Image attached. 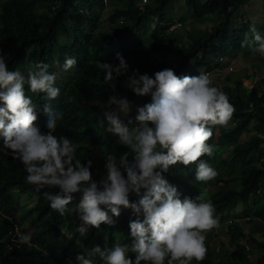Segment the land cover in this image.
<instances>
[{
	"label": "trees",
	"instance_id": "16d2710c",
	"mask_svg": "<svg viewBox=\"0 0 264 264\" xmlns=\"http://www.w3.org/2000/svg\"><path fill=\"white\" fill-rule=\"evenodd\" d=\"M107 1L114 5L106 15L109 21L106 29H99L98 18L84 8L90 2L102 6L104 0H0V54L5 55L9 70H16L19 61L24 59L32 63V68L37 63H47L49 72L56 73L59 68H63L67 57L76 58V67L67 70L70 72L69 79L56 80V86L60 88L57 99L48 101L44 93L36 94L28 89L26 94L37 105L39 118L36 126L42 132L47 131V117L43 112L45 103H51L58 111L64 113L63 120L57 122L55 135L67 136L72 140L76 145V156L82 163L87 159L93 160L91 171L97 181L105 175L104 171L100 170V165L110 150L114 149L118 158L128 149L118 144V137L107 133L99 123L107 104L92 105L90 110H86L84 99L91 97L108 100L110 96L116 94L119 97H126L130 102L138 99L137 106H143L150 95L137 96L124 85L127 76L134 70L138 69L140 74H149L152 71L171 68L181 77L196 76L218 58L242 51L244 36L234 34L225 37L223 31L230 21L232 12L247 2V0H184V5L190 9L191 17L196 23L208 18L213 11L220 8L222 2L228 5L220 22L211 28L205 38L202 39V36L190 38V42L186 44L179 34L180 29L165 33L166 23L171 22L165 12L170 0H146L147 3L142 5L140 0H105V4ZM152 18L153 28H149L148 23ZM120 23H126L127 26L124 28ZM163 23L165 24L161 27ZM64 25L70 40L60 43L59 31ZM142 29L149 30V36L143 37L142 48L113 49L112 45L116 40H126L134 32ZM171 51L176 54L175 66L166 67L156 60V54ZM116 53L122 54L125 58L129 71L113 82L114 92L104 83V72L97 67V62L118 65ZM129 53L133 54L131 60L127 59ZM225 81L226 85L221 89L227 93L236 109L232 117L233 125L219 128L217 135L213 127L214 134L208 143L216 146L214 157L206 155L202 157L217 169L219 175L214 179L216 184L213 181L209 182L213 188L206 189L210 186L208 183L204 185L197 182L195 164L185 168L178 163L171 166L163 175L170 184L178 188L181 199L184 197L194 199L199 190L206 189L215 205V215L220 223L225 222L223 212L229 208L231 202L239 199L248 204V198L251 196V203L248 204L251 216L246 217L254 220L255 226L261 230L264 222V96L256 97L259 83L247 89L238 79L230 81L226 78ZM250 101L253 107L247 110ZM135 108L132 109L133 116ZM251 120H256L254 130L255 133L261 132V137L250 136L245 142H238L237 135L247 128ZM2 144L3 138L0 137V147ZM26 176L20 160L13 159L7 150L0 151V264H67L65 253L74 246L75 229L81 223L74 211L79 194L68 206L69 211L61 216L49 207V201L43 195L44 191L55 194L59 190L50 188L37 190L34 185L26 183ZM231 182L234 184L230 186ZM20 193L35 198L22 214V219L27 217L30 220L29 224L33 228L30 232L32 242L38 245L35 248L19 245L16 240L12 241L8 234L5 215L13 210ZM130 199L135 202L139 198L132 195ZM139 218L143 219L142 216ZM132 219H137L132 210L122 208L121 215L113 217V225L102 224L99 229L89 228V238L84 240L93 239L94 245H99L102 250L111 247L115 241L130 243L128 225ZM65 232L69 233L70 239L64 237ZM225 235L227 244L234 249L235 255L226 253L223 258L215 256L209 250L206 239L207 258L201 264H264V238L259 240L253 238V235L246 233L238 222H233ZM241 236H247V241L252 244L253 249L261 253L263 257L261 261L253 262L249 258L251 249L245 250L239 243ZM56 248L59 249L58 253L55 252ZM76 248H74L76 253L82 250L80 244ZM130 255L134 256L132 253ZM96 264H103L99 257H96ZM191 264H197V261L193 260Z\"/></svg>",
	"mask_w": 264,
	"mask_h": 264
},
{
	"label": "clouds",
	"instance_id": "9594fccd",
	"mask_svg": "<svg viewBox=\"0 0 264 264\" xmlns=\"http://www.w3.org/2000/svg\"><path fill=\"white\" fill-rule=\"evenodd\" d=\"M250 32L251 37L242 42V47L264 57V33L255 25ZM116 59L118 65L97 62L104 72V83L114 92L113 82L129 71L122 54L116 53ZM23 60L16 70H9L5 55L0 54V151L7 150L13 159L20 160L27 184L37 190H59L55 194L43 192L49 207L59 215L69 211L68 206L79 194L74 211L81 221L76 228L80 237H86L89 228L113 225V217H119L122 208L131 209L137 217L129 221L130 243L115 241L102 250L99 245L84 248L77 241L83 251L73 252L76 257H68L67 251V264H75L74 260L76 264H96V257L103 264H191L193 260L201 264L208 252L205 234L220 227L215 205L206 189L199 190L194 199H181L178 188L163 174L179 163L185 168L196 165L197 182L207 184L219 175L202 157H212L216 151L208 143L213 127L227 126L236 111L227 93L213 86V79L205 72L181 77L171 68L152 71L153 76L152 72L148 75L134 70L127 76L125 87L137 96L150 95L151 102L137 106L133 116L132 104L126 97H109L99 123L107 133L117 136V143L128 151L118 158L110 152L105 157L106 174L97 181L91 171L93 160L82 163L72 140L55 135L63 112L45 103L47 131L36 126L37 105L26 90L44 93L48 101L57 99L58 71L50 73L47 63H37L32 68V63L27 62L31 70L25 75L19 71ZM76 65L75 57H67L59 69L67 71ZM132 195L139 199L132 201ZM12 218L5 215L10 239L29 248L38 247L32 242V234L21 233L20 224ZM12 221L18 225L17 234L10 228Z\"/></svg>",
	"mask_w": 264,
	"mask_h": 264
},
{
	"label": "rangeland",
	"instance_id": "374dc122",
	"mask_svg": "<svg viewBox=\"0 0 264 264\" xmlns=\"http://www.w3.org/2000/svg\"><path fill=\"white\" fill-rule=\"evenodd\" d=\"M142 3V1H140ZM145 3H147V1H145ZM113 3L110 1H107V4H102V6H99V4H97L96 2H90L89 4H87L85 6V11H87L90 14H93L94 16H96L98 18V24H99V29H106L107 25H108V20L106 18V15L108 13V10H110L113 7ZM218 10V9H217ZM216 11V10H215ZM166 14L167 17L169 18V20H173L174 18L178 19V20H182L181 22V26L185 23L184 21H186V18L188 15H190V9L184 5L183 0H170L168 6L166 7ZM218 12V11H217ZM219 13V12H218ZM215 13H213L212 15H215ZM221 16L218 15V17L216 19H214L215 21H213V19L209 20L210 26L211 28L214 27L216 24H218L221 20ZM213 21V22H212ZM184 22V23H183ZM153 18L151 19V21L148 23L149 28H153ZM165 23L161 24V27L164 26ZM120 25L122 27H126L127 24L126 23H120ZM207 25L205 23H196L194 24V29H198V33L196 34V38H198L199 36H202L201 38H204V35L208 34L210 32L211 28H207ZM149 30H141L139 32H134L133 35L129 38H127L126 40H116L112 47L113 49L117 50L120 48H124V47H129L131 49H135V48H142L143 47V42H144V38L145 36H149ZM196 32V30H194ZM135 34V35H134ZM59 42L60 43H64L66 40H70V37L68 35V33L66 32V26L64 25L62 27V29L59 31ZM145 35V36H144ZM190 42V40L188 41ZM176 54H174L173 51L171 52H166L163 54H156V60L160 61L161 63H163L166 67L169 66H174V56ZM133 54L129 53V55L127 56L128 60H131ZM21 62V60L19 61V63ZM233 66V70L229 71V73L227 74H221L218 75V78H220V80H218V82L221 80L223 81L224 75H229V78H235L238 77L242 74H245L247 72H250L251 70H254V77L259 79L262 75H264V57L259 56V57H255L252 65H249V67L247 68H240L238 70H236V68H234V63H232ZM31 70V65L27 64V62L25 60L22 61V67L19 71H21L23 74L27 75L28 71ZM57 80L62 81L63 79L65 81H67L69 79L70 76V72L65 71L64 69H59L57 70ZM214 72V71H213ZM149 75V74H148ZM256 79V80H257ZM216 83V82H215ZM221 85V84H220ZM213 86H217L220 88V86L218 84H214L213 82ZM87 100V99H86ZM151 96H149V98L146 99V103H150L151 101ZM108 102V100H100L98 98H89V101L87 100V102H85L84 104V108L86 110H90V106L92 105H96V104H102V105H106ZM139 100L136 99L132 102H130L132 104V109H134L135 107H137ZM115 107V106H113ZM228 125H233V123L231 124L229 122ZM218 134V130L215 126V135ZM250 136H258V133L254 132V129L249 127V129L243 133H239L237 135V140L239 142L242 141H246ZM263 144V143H262ZM215 146V145H214ZM216 147V146H215ZM111 153H113L115 155V151L114 149L110 150ZM215 154V152H214ZM214 154L212 157H214ZM264 154V151H263ZM105 162H102V164L100 165V170H103L104 173L106 174V170L104 168ZM213 183L216 184V181L212 180ZM210 181V183L212 182ZM210 183L208 182V185H210ZM229 183V182H228ZM204 184V183H203ZM227 184V183H224ZM234 183H230V186L233 185ZM207 185V184H204ZM221 185V183H220ZM229 185V184H227ZM211 189L213 188V186H207L206 189ZM35 200L34 197H29L25 194H19L18 198L16 200V205L14 206L13 210L9 213V217H13V220H16L19 224H20V231L21 233H29L32 232L33 228L32 226H30L29 222V218L25 217L24 219H22V214L25 211V208L30 206L33 201ZM252 200V197L249 196L248 198V204L250 205ZM78 201H79V197H78ZM232 204V206H230ZM247 203H243L241 202L239 199L234 200L233 202H231L229 204L230 208L229 210H225L223 212L224 215V220L226 221L227 219H234V222H238L240 224V226L243 228V230L248 233V234H252L251 236L255 239H262L263 237L260 234V230L259 227L257 228L254 224V220H249L248 222L243 221L242 219H244V217L246 216H251V208L248 206ZM7 223V219L5 220ZM223 222V221H222ZM220 223V227L218 229H213L212 231L206 233V237L208 240V245H209V250L215 255L218 256L219 258H223L225 256L226 253H229L230 255H235V251L234 249H232L228 244H227V237L225 234H222L221 229H222V224ZM5 223V222H4ZM63 232V231H62ZM75 233H76V238L74 241V246L76 248V246L78 245L77 241H80L84 248H91L92 246H94V242L93 239H89V240H84V239H88L89 238V230L87 233L86 237H80L79 233L76 231L75 229ZM64 237L66 239H70V235L69 233L65 232ZM92 238V237H91ZM91 240V241H90ZM248 249H251V254H250V259L253 262H256L258 260H262V255L260 252H258L256 249H253V246L251 243H249ZM217 248V251L215 250ZM77 249V248H76ZM83 249L79 252H82ZM74 252V249H73ZM78 253V251H77ZM71 255H76V253H69L68 257H70ZM134 258V256H132ZM262 257V258H261Z\"/></svg>",
	"mask_w": 264,
	"mask_h": 264
},
{
	"label": "crops",
	"instance_id": "0c3cea01",
	"mask_svg": "<svg viewBox=\"0 0 264 264\" xmlns=\"http://www.w3.org/2000/svg\"><path fill=\"white\" fill-rule=\"evenodd\" d=\"M183 2H184V0H183ZM227 9H228L227 3L222 2L220 5V8L216 11H213L209 15V17L206 18L201 23H205L207 25L206 26L207 28H211V26H210L211 22L209 23V20L213 19V21H215L214 19H216L218 17V15L223 17L225 14V11ZM215 12H216V14L212 15ZM173 20L178 21L180 23L182 22V20H178L176 18H174ZM173 20H171V21H173ZM184 22H183L184 24L179 27V29H180L179 34L182 35L185 43L187 44L190 38L191 39L196 38V34L198 33L197 32L198 29H194V24H196V22L193 21V18L191 17V13H190V15L187 16L186 21H184ZM252 25H255V27L258 31H260L261 33H264V0H247V2L245 4L240 5L236 10H234L230 16V21L228 22L226 28L223 31V36L230 37V36H233L234 34H241L244 36V40H245L246 38L251 37L250 28ZM176 30H178V29H176ZM176 30H174V31H176ZM194 30H196V32ZM206 35H204V38L206 37ZM174 54H175V52H174ZM175 56H174V58H175ZM259 56H260L259 54H253L247 46H244L243 50L236 53V54L230 53L228 55H225L222 58V62L218 65L217 70L210 73V76L213 79L214 84H218L220 86V88H222L223 86L226 85L225 80H226V78H229L228 77L229 75H224V77H222L223 81L221 80V82L220 81L218 82V80H220V78H218V75L227 74V73H229V71H232L233 70L232 63H234V65H235L234 68H236V70H238L240 68H247V67H249V65H252L254 58L259 57ZM174 61H175V59H174ZM175 65H176V62H174V66ZM254 73H255L254 70H251L250 72L242 74L238 77L229 78V79H230V81H234L235 79H238L242 82V84L245 88L249 89L255 83L259 82V79L254 77ZM232 122L233 121L231 119L230 123L232 124ZM255 124H256V120H251L250 123L248 124L247 128L245 130L241 131L240 133L247 131L249 129V127L254 129ZM228 126H231V125H227V126L217 125L216 128L218 130L221 127L226 128ZM254 132H255V130H254ZM257 133H258L257 137H261V132H257ZM242 142H245V141H242ZM230 206H232V204ZM230 206H229V208H230ZM229 208L227 210H229ZM73 243H74V241H73ZM74 248H75L74 246L72 248H70L68 250L67 255L71 252L73 254ZM74 263H76L75 260H74Z\"/></svg>",
	"mask_w": 264,
	"mask_h": 264
},
{
	"label": "built area",
	"instance_id": "2783aa9c",
	"mask_svg": "<svg viewBox=\"0 0 264 264\" xmlns=\"http://www.w3.org/2000/svg\"><path fill=\"white\" fill-rule=\"evenodd\" d=\"M140 1H142V3L140 2V5H142L143 3H145V1L146 0H140ZM104 4L106 3L105 2V0H104V2H103ZM181 26V23L180 22H178V21H171V22H169V23H166V29H165V33H170V32H172V31H174V30H176V29H179V27ZM222 62V58L220 57V58H218V60L215 62V63H212L211 64V66H209V67H211V68H209V67H204L203 69H202V72H205V73H208V74H210L211 72H213V71H216L217 70V68H218V65L220 64ZM155 72H152L151 74H150V76H153V74H154ZM259 89L257 90V92H256V97H261V96H264V75H262L260 78H259ZM253 107V103L250 101V102H248V104H247V110H249V109H251ZM242 220H245V221H247V220H250L249 219V217H244V219H242ZM233 222H234V219H227L223 224H222V229H221V232H222V234H225V232H226V230H227V228L231 225V224H233ZM18 227V225L15 223V222H10V228H11V230L14 232V233H16V228ZM17 234V233H16ZM260 234H261V236L264 238V222H262V227H261V230H260ZM247 236H241V237H239V243L241 244V245H243V247H244V249L245 250H247L248 249V246L247 245H249V243L250 242H248L247 241V238H246ZM216 251H217V248L215 249ZM214 262H216V259L214 260Z\"/></svg>",
	"mask_w": 264,
	"mask_h": 264
}]
</instances>
